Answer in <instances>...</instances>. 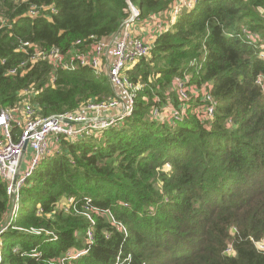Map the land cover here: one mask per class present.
Masks as SVG:
<instances>
[{
    "label": "trees",
    "instance_id": "1",
    "mask_svg": "<svg viewBox=\"0 0 264 264\" xmlns=\"http://www.w3.org/2000/svg\"><path fill=\"white\" fill-rule=\"evenodd\" d=\"M174 1L130 0L143 20L169 12ZM34 6L37 17L29 15ZM0 14V112L21 103L23 91H37L27 99L43 118L113 97L107 78L88 68L32 63L19 47L32 42L66 51L80 39H106L129 18L126 0H0ZM244 29L261 42L251 44ZM262 44L264 0H201L183 10L150 55L127 72L143 85L132 115L98 137L61 138L59 153L42 162L22 191L33 208L16 227L45 229L57 239L10 229L4 238L16 243L2 251L3 264L58 259L82 249L89 229L90 251L72 264H116L118 257L121 264H264L254 244L264 242ZM13 69L16 74L9 73ZM177 79L188 100L181 98ZM206 94L216 100L211 119ZM169 106L185 107L181 120L170 118ZM69 201V211L61 209ZM87 202L110 212L126 233L106 215L92 214V224L72 209ZM9 210L0 179V223ZM229 247L233 252L226 255ZM34 250L39 258L29 255Z\"/></svg>",
    "mask_w": 264,
    "mask_h": 264
},
{
    "label": "built area",
    "instance_id": "2",
    "mask_svg": "<svg viewBox=\"0 0 264 264\" xmlns=\"http://www.w3.org/2000/svg\"><path fill=\"white\" fill-rule=\"evenodd\" d=\"M17 2H26L27 0H16ZM127 1V0H126ZM201 0H175L169 11L168 23H164L161 33L167 30V25H174L178 16L183 10H192ZM130 18L124 22L119 32L111 38L103 41L94 36L86 40H77L71 47L63 51L59 48L49 50L40 48L32 42H26L19 47L21 51L28 54V60L32 63L46 62L54 70L61 69L74 71L79 67L90 69L97 77H105L111 84L114 95L104 102H88L75 113H67L51 116L48 118L39 117L20 120L16 111L18 105L23 104L28 107L26 98L30 92L23 91L21 96L25 98L21 103L12 108L4 109L0 112V179L7 185V195L10 199V210L4 216L8 220L2 225L0 223V264H3V242L4 235L10 230H17L23 235H45L46 241L56 240L57 237L51 231L39 228L23 229L16 227L19 220L20 202L22 191L27 186L29 179L34 175L37 168L43 161L53 158L59 153V147L50 154L51 147L59 144L61 138L76 142L81 139H89L99 134L102 130L120 126L123 121L132 115L136 92L143 88L141 84H134L126 74L127 69L150 54L151 46L143 38L134 37L130 31L133 22L138 21L139 11L129 3ZM53 11H55L53 9ZM40 9L34 6L30 9L29 15L37 17ZM156 14L151 18L158 19ZM3 15L0 14V21H3ZM162 27V24L159 25ZM246 39L257 46L261 42L258 34L251 33L244 29ZM260 57L264 58V44L260 46ZM23 67V65L21 66ZM18 69L9 71L10 74H16ZM53 83L55 79L53 78ZM179 93L183 100H188V90L184 88L181 80L176 81ZM258 84L262 85V79L259 78ZM25 92V93H24ZM197 93V91H195ZM205 115L211 119L215 113L216 100L209 94L205 95ZM115 112V114H113ZM185 112V107L181 109H172L170 118L181 120ZM172 121V123L175 122ZM70 202V201H69ZM73 203V202H72ZM71 202L67 206L62 204L64 211H69ZM78 209L80 214L89 219L92 224L95 221L92 214L106 215L111 223L119 231L126 233V228L121 222L115 220L108 211H102L99 208L92 207L90 202L80 210L77 206L72 209ZM41 209L38 214H42ZM93 232L91 229L87 232L86 242L82 249H69L58 259H47L44 264H72L75 260L87 255L93 242ZM256 249L264 253V242H255ZM18 253L19 248H14ZM232 248L226 249L225 254L231 255ZM33 258H39L40 253L35 250L29 254ZM130 258V256H129ZM116 264H121L118 257Z\"/></svg>",
    "mask_w": 264,
    "mask_h": 264
},
{
    "label": "rangeland",
    "instance_id": "3",
    "mask_svg": "<svg viewBox=\"0 0 264 264\" xmlns=\"http://www.w3.org/2000/svg\"><path fill=\"white\" fill-rule=\"evenodd\" d=\"M201 2V1H200ZM129 3L130 4H132L131 2H130V0H127V4H128V9H129V13H130V8H129ZM134 6V5H133ZM135 7V6H134ZM136 8V7H135ZM137 9V8H136ZM138 10V9H137ZM190 10V9H189ZM139 11V10H138ZM170 11V10H169ZM169 13L170 12H162V13H158V14H160V15H158L157 16V18L158 19H155V18H147V19H140V17H139V19H138V21H135V22H133L132 24H131V26H130V31H131V33H132V36H134V37H141L140 36V33L142 32L143 33V36H147V34H148V36H147V39L146 38H144V40L146 41V42H148L149 43V45L151 46V50H152V48H153V45H154V43H155V40L157 39V37L158 36H160L161 34H164V33H166V32H168L174 25H170V24H168L167 25V30L166 31H164L163 33H161L160 34V32H161V30H162V28H163V26L165 25L164 23H168V17H169ZM139 14H140V12H139ZM130 16H131V14H130ZM130 16H129V18H130ZM154 16V15H153ZM152 16V17H153ZM179 17V16H178ZM128 18V19H129ZM127 19V20H128ZM127 20H125V21H127ZM124 21V22H125ZM124 22H123V24H124ZM122 24V25H123ZM162 24V27L160 28L159 27V25H161ZM122 27V26H121ZM121 29V28H120ZM119 29V30H120ZM119 30H118V32H119ZM117 32V33H118ZM116 33V34H117ZM116 34H114V35H116ZM114 35H112V36H114ZM112 36H110V37H108V38H106V39H100V40H103V41H105V40H107V39H109V38H111ZM149 39V40H148ZM151 52V51H150ZM150 55V54H149ZM148 55V56H149ZM147 56V57H148ZM146 58V57H145ZM140 60H138L136 63H138ZM136 63H134L132 66H130L128 69H127V71H126V74H127V72H128V70H130ZM49 65V64H48ZM191 92L192 93H196L195 92V90L193 89H191ZM25 93V92H24ZM32 94H34V95H37V91L35 92V91H33L32 92V90H31V92H30V96L32 95ZM21 95H22V93H21ZM27 98V97H26ZM17 105V104H16ZM27 105H28V107L27 108H25V105L23 106V104H20V105H18L19 107V109L16 111V113H17V115L15 114V117H18L20 120H23V119H26V121H24V122H27V121H29V119H28V117L29 118H31V117H33L34 119H36V118H39L40 116H39V114H38V111L36 110V108L32 105V104H30V103H27ZM172 109H173V107L172 106H169V107H167V108H165V111L167 112V114L169 113V116H170V113L172 112ZM23 118V119H22ZM100 134V133H99ZM99 134H95L94 135V137H98L99 136ZM59 147V144H54L52 147H51V151H50V154H52L53 153V151L55 150V149H57ZM64 202H66V200H64ZM33 208V203H32V201H31V198H30V195H29V193L27 192V191H25L24 193H23V195H22V197H21V202H20V211H19V217H21L26 211H29V210H31ZM8 220V216L6 217V219L1 223L2 225L6 222ZM16 242H15V240H7V239H5L4 238V242H3V251L4 252H6L7 250H8V247H9V245H12V244H15Z\"/></svg>",
    "mask_w": 264,
    "mask_h": 264
},
{
    "label": "crops",
    "instance_id": "4",
    "mask_svg": "<svg viewBox=\"0 0 264 264\" xmlns=\"http://www.w3.org/2000/svg\"><path fill=\"white\" fill-rule=\"evenodd\" d=\"M140 36H141L140 38H143V39L146 38V39H147L148 34H147V36H143V33L141 32V33H140ZM148 40H149V39H148ZM113 114H115V112H114Z\"/></svg>",
    "mask_w": 264,
    "mask_h": 264
}]
</instances>
